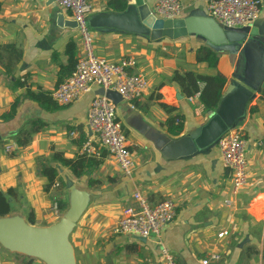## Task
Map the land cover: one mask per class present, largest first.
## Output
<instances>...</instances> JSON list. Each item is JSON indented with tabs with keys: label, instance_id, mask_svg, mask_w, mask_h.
Returning a JSON list of instances; mask_svg holds the SVG:
<instances>
[{
	"label": "crops",
	"instance_id": "0c3cea01",
	"mask_svg": "<svg viewBox=\"0 0 264 264\" xmlns=\"http://www.w3.org/2000/svg\"><path fill=\"white\" fill-rule=\"evenodd\" d=\"M108 1L90 0L86 22L94 37V51L111 62L133 59L127 71L142 74L147 81L142 95L132 101L133 107L124 99L116 105L135 167L127 174L122 172L100 147L96 154L86 155L90 159L86 162L98 160V164L73 177L67 166L52 158L54 154L67 159L84 155L78 150L92 136L87 110L97 89L66 105L51 97L82 53L74 20L54 0H0V44L14 43L21 49L14 77L25 79L22 86L12 87L0 67V191L13 189L12 212L26 219L32 210L35 225H50L68 207L72 187L85 191L89 198L68 234L75 264H163L161 246L177 264H202L211 254L219 258L208 259V264H264V88L252 91L245 101H233L224 111V120H232L233 125L222 133L238 129L245 140L248 176L235 194L230 175L221 165L216 145L219 136H210L209 125L234 75L247 73L252 82H264V44L247 38L235 53L214 49L215 26H223L207 13V0H180V17L199 8L207 16L196 18L200 29L177 39L162 34L144 36L106 22L99 16L121 13L110 10ZM259 1L260 13L253 25H262L264 31V0ZM144 2L153 13L156 0ZM70 44L72 61L66 52ZM200 47L218 54L214 68L195 60ZM176 71L224 75L217 107L205 109L197 95L182 94L170 80ZM29 91L47 92L51 99L38 103L24 98ZM17 99L14 113L5 119ZM163 104L172 110H165ZM177 114L183 118L182 131L171 135L164 121ZM21 132L29 133V140L18 145ZM189 134L198 145V152L190 156L164 158L156 147ZM41 164H56L62 185L44 190L46 179L38 173ZM135 192L151 205L163 199L175 203V216L158 238L149 236L141 242L116 231L123 210L135 205ZM57 197L66 202L62 211L53 208ZM221 231L227 234L217 237ZM28 259L32 258L0 246V264H32Z\"/></svg>",
	"mask_w": 264,
	"mask_h": 264
},
{
	"label": "built area",
	"instance_id": "2783aa9c",
	"mask_svg": "<svg viewBox=\"0 0 264 264\" xmlns=\"http://www.w3.org/2000/svg\"><path fill=\"white\" fill-rule=\"evenodd\" d=\"M54 2L71 13L81 40L82 53L76 59L69 76L53 90V100L59 105H66L92 91L94 87H102L104 90L116 91L133 107L132 101L139 98L146 87V78L142 74L127 71L134 64L131 58L111 62L95 53L94 37L86 22V16L91 11L90 0ZM260 7L259 0H207L206 4L210 17L227 28L253 25L258 19ZM182 10L180 0H156L153 6L155 16L170 19L179 18ZM86 122L92 136L81 143L79 153L94 155L100 147L104 148L122 172L127 174L132 171L135 161L117 117L116 105L104 95L95 94L87 110ZM216 145L221 165L230 175L232 192L235 194L245 185L248 176L244 137L240 130L230 129L219 136ZM133 198L135 205L123 210L116 231L121 234L158 238L175 216V203L171 199H163L151 205L138 192L133 194ZM53 208L57 209L56 205ZM226 234L227 231H221L217 237ZM159 252L163 264H177L165 246H161ZM218 258L217 254H211L208 259ZM208 259L203 260L202 264H208Z\"/></svg>",
	"mask_w": 264,
	"mask_h": 264
},
{
	"label": "water",
	"instance_id": "95a60500",
	"mask_svg": "<svg viewBox=\"0 0 264 264\" xmlns=\"http://www.w3.org/2000/svg\"><path fill=\"white\" fill-rule=\"evenodd\" d=\"M206 17L202 9H193L188 15L179 18H164L155 16L144 0H127V6L120 14L102 15L105 21L114 22L117 28L132 33L152 37L154 34L177 39L186 36L189 32L200 29L199 17ZM217 40L214 49L235 53L247 38L264 44L262 25H251L239 28H216ZM231 89L222 96L216 114L209 125L210 136H220L223 131L233 125V121L224 120L225 109H230L241 100H247L252 91L264 88V82L254 83L245 75L237 73L230 84ZM96 95H104L117 105L122 97L114 90H104L99 87ZM242 110V109H241ZM219 138V137H218ZM217 138V139H218ZM164 158L186 157L198 152L197 141L192 134L182 135L176 139H168L164 143H157ZM89 195L85 191L72 187L68 199V207L52 224L39 226L30 224L17 212L0 216V246L11 253L24 255L27 258L37 259L44 264H75L73 249L68 241V234L79 217ZM138 241H145V237L134 236Z\"/></svg>",
	"mask_w": 264,
	"mask_h": 264
},
{
	"label": "trees",
	"instance_id": "16d2710c",
	"mask_svg": "<svg viewBox=\"0 0 264 264\" xmlns=\"http://www.w3.org/2000/svg\"><path fill=\"white\" fill-rule=\"evenodd\" d=\"M127 6L126 0H109L108 8L114 12H122ZM69 59L73 58V45H68L66 49ZM22 56L21 49L14 43L0 44V67L3 70V74L12 87L22 86L25 79L21 77H14V69L16 64L20 61ZM195 60L200 62H206L209 67L214 68L218 62V54L209 47H200L196 51ZM75 61L72 63L71 71L74 67ZM69 72V74L71 73ZM69 76V75H68ZM67 76V77H68ZM171 82H174L180 89L181 93L189 97L193 94H197L200 103L205 109L214 110L222 95V90L226 81L224 75L216 73L214 75H201L193 71L174 72L170 78ZM62 82V81H61ZM60 82V83H61ZM59 84V83H58ZM24 98L34 100L38 103L43 101H50L51 97L47 92L37 91L28 92ZM18 99L13 102L10 108V114L5 116L8 119L15 111ZM163 108L167 111L172 110V107L163 104ZM166 130L171 135H179L183 127V118L180 115H174L167 117L164 121ZM23 136L24 139H20ZM29 140V133H19L16 139V144L23 145ZM86 155H78L74 159H67L60 154H54L52 160L58 161L64 166L68 167L70 174L73 177H80L88 169L98 164V160L93 161L91 164L86 162L88 159ZM38 173L46 179L44 184V190L48 191L58 183L62 185L60 177L58 176V167L56 164H41L38 169ZM12 188H8L6 191H0V216H5L12 212ZM58 210L62 211L66 208V202L63 198L57 197L54 199ZM26 221L30 224H34V216L32 210L26 214ZM23 257V256H22ZM29 262L33 259H28Z\"/></svg>",
	"mask_w": 264,
	"mask_h": 264
},
{
	"label": "rangeland",
	"instance_id": "374dc122",
	"mask_svg": "<svg viewBox=\"0 0 264 264\" xmlns=\"http://www.w3.org/2000/svg\"><path fill=\"white\" fill-rule=\"evenodd\" d=\"M32 264H44V263H42L41 261H39L37 259H33V263Z\"/></svg>",
	"mask_w": 264,
	"mask_h": 264
}]
</instances>
